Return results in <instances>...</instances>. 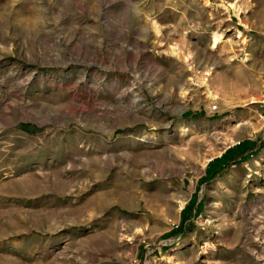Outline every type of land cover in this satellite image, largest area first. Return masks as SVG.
<instances>
[{
	"label": "rangeland",
	"instance_id": "obj_1",
	"mask_svg": "<svg viewBox=\"0 0 264 264\" xmlns=\"http://www.w3.org/2000/svg\"><path fill=\"white\" fill-rule=\"evenodd\" d=\"M0 264H264V0H0Z\"/></svg>",
	"mask_w": 264,
	"mask_h": 264
},
{
	"label": "trees",
	"instance_id": "obj_2",
	"mask_svg": "<svg viewBox=\"0 0 264 264\" xmlns=\"http://www.w3.org/2000/svg\"><path fill=\"white\" fill-rule=\"evenodd\" d=\"M253 144L244 142L239 147H235L229 151H227L223 156H221L219 159H215L213 163L209 164L208 170H211L209 172L208 177H212L213 175H216L218 172H220L224 167H226L231 161H234L235 158L242 155L247 150L251 149ZM185 211V209L183 210Z\"/></svg>",
	"mask_w": 264,
	"mask_h": 264
},
{
	"label": "bare ground",
	"instance_id": "obj_3",
	"mask_svg": "<svg viewBox=\"0 0 264 264\" xmlns=\"http://www.w3.org/2000/svg\"><path fill=\"white\" fill-rule=\"evenodd\" d=\"M223 9H231L233 12H238L239 8L234 6L233 4H228L227 6H223ZM237 37L240 38L241 35L237 34ZM236 38V37H235ZM222 42V35L220 33L214 32L211 35V49L216 48L220 43ZM169 54L174 57H179V51H177L175 48H170Z\"/></svg>",
	"mask_w": 264,
	"mask_h": 264
}]
</instances>
